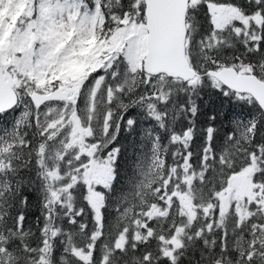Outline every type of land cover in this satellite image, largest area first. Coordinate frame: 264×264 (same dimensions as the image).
<instances>
[{"label": "snow or ice", "instance_id": "obj_1", "mask_svg": "<svg viewBox=\"0 0 264 264\" xmlns=\"http://www.w3.org/2000/svg\"><path fill=\"white\" fill-rule=\"evenodd\" d=\"M0 264H264V0H0Z\"/></svg>", "mask_w": 264, "mask_h": 264}]
</instances>
